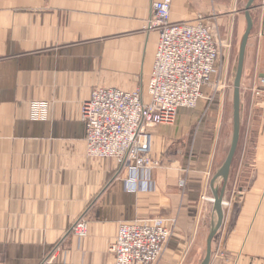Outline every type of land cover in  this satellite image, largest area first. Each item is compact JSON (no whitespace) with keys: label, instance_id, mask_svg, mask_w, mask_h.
Wrapping results in <instances>:
<instances>
[{"label":"crops","instance_id":"0c3cea01","mask_svg":"<svg viewBox=\"0 0 264 264\" xmlns=\"http://www.w3.org/2000/svg\"><path fill=\"white\" fill-rule=\"evenodd\" d=\"M154 1L0 0V264H112L118 224L155 216L171 229L156 264L202 261L216 222L210 182L231 143L233 51L247 0H172L171 21L202 17L230 43L211 77L225 87H205L195 108L153 128L160 165L137 172L146 185H130L129 169L85 151L80 108L94 88L146 93ZM249 14L239 140L209 264H264V0ZM37 102L42 119L31 117Z\"/></svg>","mask_w":264,"mask_h":264},{"label":"built area","instance_id":"2783aa9c","mask_svg":"<svg viewBox=\"0 0 264 264\" xmlns=\"http://www.w3.org/2000/svg\"><path fill=\"white\" fill-rule=\"evenodd\" d=\"M171 2L157 0L151 5L147 30L156 32L158 41L146 93L96 87L80 108L86 154L115 159L118 169L133 173L127 178L130 185H146L137 172L143 174L160 165L152 152L153 128L174 123L182 109L195 108L205 87H225L212 83L211 77L220 49L230 43L216 38L202 17L171 21ZM259 84L264 85V78ZM33 106L31 117L44 118L43 103ZM166 222L157 216L120 222L109 246L112 264H156L171 233ZM84 225L83 220L78 222L75 231L82 233Z\"/></svg>","mask_w":264,"mask_h":264},{"label":"water","instance_id":"95a60500","mask_svg":"<svg viewBox=\"0 0 264 264\" xmlns=\"http://www.w3.org/2000/svg\"><path fill=\"white\" fill-rule=\"evenodd\" d=\"M254 0H247L245 8H244V15L246 20V26L244 33L241 37L239 46H238V54H237V62L236 67L234 71V77L232 81V88H233V97H232V137H231V143L227 152V155L220 166V168L217 170V172L214 174L210 186L212 189V195H213V208L216 213V222L213 224L211 231L208 234V237L206 239V249L205 254L200 262V264H209L210 258H211V241L217 230L220 228L222 221H223V194L225 190V185L228 179L229 170L231 166L232 159L234 157L238 140H239V118H240V79L242 75L243 70V61H244V52L246 43L249 37V34L251 32L252 22L251 17L249 14V10L253 7ZM222 179V185L219 191H217L214 187V182L216 179ZM240 197H236L237 203L240 199Z\"/></svg>","mask_w":264,"mask_h":264},{"label":"rangeland","instance_id":"374dc122","mask_svg":"<svg viewBox=\"0 0 264 264\" xmlns=\"http://www.w3.org/2000/svg\"><path fill=\"white\" fill-rule=\"evenodd\" d=\"M236 56H237V46L235 47V50L233 51V59H234V63L232 64L233 65V68H232V75H234V71H235V64H236ZM234 77V76H233ZM232 77V78H233ZM232 84V82L230 83V85ZM232 86V85H231ZM213 199V198H212Z\"/></svg>","mask_w":264,"mask_h":264},{"label":"bare ground","instance_id":"6f19581e","mask_svg":"<svg viewBox=\"0 0 264 264\" xmlns=\"http://www.w3.org/2000/svg\"><path fill=\"white\" fill-rule=\"evenodd\" d=\"M225 201V200H224ZM226 202V201H225Z\"/></svg>","mask_w":264,"mask_h":264}]
</instances>
